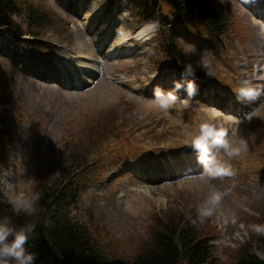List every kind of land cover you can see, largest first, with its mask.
I'll return each instance as SVG.
<instances>
[{"label":"rangeland","instance_id":"obj_1","mask_svg":"<svg viewBox=\"0 0 264 264\" xmlns=\"http://www.w3.org/2000/svg\"><path fill=\"white\" fill-rule=\"evenodd\" d=\"M219 2L230 22L221 40L196 16L192 25L144 23L134 8L145 0H23L10 30L0 27V110L10 111L14 125L13 146L0 151V218L24 226L29 215L19 221L25 214L15 215L10 201L29 200L71 163L77 191L71 211L115 264L147 250L163 225L193 220L213 240L214 264H234L257 236L249 226L264 224V6ZM26 5L44 9L48 22H33ZM131 29L134 36L126 37ZM161 30L179 40L182 66L157 43ZM112 34L117 45L109 48ZM206 50L209 75L197 67ZM171 62L191 63L205 78L195 77L197 94L187 108L164 114L152 103L153 88L191 79ZM241 88L258 95L240 101ZM177 95L189 99L184 91ZM205 120L247 144L240 157L224 158L234 176L201 175L189 133ZM86 152L89 160L80 166L73 156L85 159ZM215 191L222 193L220 205L200 222L197 208Z\"/></svg>","mask_w":264,"mask_h":264},{"label":"trees","instance_id":"obj_2","mask_svg":"<svg viewBox=\"0 0 264 264\" xmlns=\"http://www.w3.org/2000/svg\"><path fill=\"white\" fill-rule=\"evenodd\" d=\"M29 6V7H28ZM25 7L23 0H0V26L10 25L15 12ZM134 8V7H133ZM165 8L171 11L166 13ZM134 10L144 21L157 20L162 28L169 20L195 23L193 16L202 21L210 33L223 36L230 29L225 10L219 0H145L144 6H135ZM25 11L36 24L47 21V14L37 6L26 5ZM140 11V13H139ZM169 15V17H167ZM199 26V23L195 24ZM158 43L165 48L167 57L178 60L182 66L179 40L167 35L162 30L157 37ZM172 63V66H180ZM200 76V73H197ZM0 100H3L0 98ZM2 103H6L2 101ZM1 104V103H0ZM9 111L0 110V151L6 154L10 146V137L14 130ZM77 158L80 166L89 160ZM4 163V155H0V164ZM66 165V164H65ZM75 164L65 166L61 175L52 182H45L38 186L39 199L35 202L36 212L24 220L25 225L32 226L26 250L36 256L34 264H115L108 256L104 247L96 239L88 225L76 217L71 207L76 198V189H72V177L69 174ZM68 171V172H67ZM19 218V221L25 218ZM32 220V223H31ZM171 221V220H170ZM173 222V221H172ZM171 223V222H170ZM167 223L154 235L148 249L141 252L134 260L127 264H214V247L210 244L207 234H200L192 221L183 227L178 224ZM24 225V226H25ZM264 255V236H256L244 248L243 255L234 264H264L256 252Z\"/></svg>","mask_w":264,"mask_h":264},{"label":"clouds","instance_id":"obj_3","mask_svg":"<svg viewBox=\"0 0 264 264\" xmlns=\"http://www.w3.org/2000/svg\"><path fill=\"white\" fill-rule=\"evenodd\" d=\"M189 54H195L196 48L189 45ZM211 52L204 51L197 61V67L209 75L211 63ZM182 77L191 79L175 80L173 87L169 90L162 89L159 85L153 88L152 103L164 114L170 109L182 110L190 105V98L197 94L195 83L196 70L191 63L183 66ZM184 91L189 99L178 97L177 93ZM258 93L251 88H241L237 99L240 101H251L256 98ZM251 114L248 116L250 118ZM190 146L197 154V163L203 168L202 176L211 179L234 176L235 173L229 163L224 159L231 160L240 157L247 151V144L240 140L233 142L229 139V132L225 127L217 126L207 120L199 123L194 133H189ZM223 153V156L220 153ZM39 195H33L29 200L10 201L12 211L15 215L23 212L25 215H34L36 212L35 202ZM222 193L213 192L207 200L197 208L200 222L212 217L220 205ZM192 223L195 225L196 221ZM251 232L258 236H264V224H252L249 226ZM31 225L17 227L13 224L11 217L0 218V264H34L36 256L26 250L29 234L32 232Z\"/></svg>","mask_w":264,"mask_h":264},{"label":"bare ground","instance_id":"obj_4","mask_svg":"<svg viewBox=\"0 0 264 264\" xmlns=\"http://www.w3.org/2000/svg\"><path fill=\"white\" fill-rule=\"evenodd\" d=\"M91 4H93V2H91ZM90 18V17H89ZM83 26H85V25H83ZM149 26V25H148ZM141 29H143V28H140L139 30H138V35H141L142 36V33L143 32H141ZM147 31L146 32H149V33H152L153 31H150V29H149V27H147ZM99 30H101V29H99ZM113 31V26H112V29H111V32ZM136 32V30H133V29H131L128 33H127V35H126V37H133L134 35V33ZM145 32V31H144ZM78 35L79 36H81V33L80 32H78ZM113 35V34H112ZM113 39H114V37H113ZM118 38H116V40H117ZM128 39V38H127ZM77 41H79V40H77ZM120 44H122V43H120ZM120 44H118V45H120ZM114 45H117V43H116V41H112V44L109 46V48H113L114 47ZM80 48V47H79ZM82 50H83V52L82 53H84V51H92L90 48H89V50H85V49H83L82 48ZM75 59V58H74ZM35 76H36V74H34ZM41 77V76H40ZM38 78V77H37Z\"/></svg>","mask_w":264,"mask_h":264}]
</instances>
